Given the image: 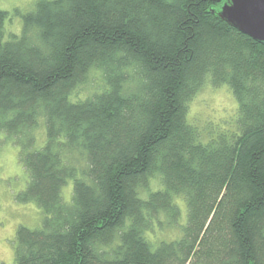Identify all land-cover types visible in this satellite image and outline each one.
I'll use <instances>...</instances> for the list:
<instances>
[{
    "label": "trees",
    "instance_id": "16d2710c",
    "mask_svg": "<svg viewBox=\"0 0 264 264\" xmlns=\"http://www.w3.org/2000/svg\"><path fill=\"white\" fill-rule=\"evenodd\" d=\"M225 1L0 8V134L28 173L17 200L45 214L20 225L10 264H264V43L214 12ZM93 71L104 85L76 96ZM208 76L238 117L203 141L188 113ZM162 215L180 236L154 240Z\"/></svg>",
    "mask_w": 264,
    "mask_h": 264
},
{
    "label": "rangeland",
    "instance_id": "374dc122",
    "mask_svg": "<svg viewBox=\"0 0 264 264\" xmlns=\"http://www.w3.org/2000/svg\"><path fill=\"white\" fill-rule=\"evenodd\" d=\"M37 0H0V8L13 13L17 9L22 12L31 11ZM9 32L20 34L23 28L21 15L13 17L7 24ZM92 78V79H91ZM91 80L82 85L76 96L85 98L103 85L100 71H93ZM238 103L229 85L214 86L208 76L205 85L197 92L189 104L188 122L199 132L204 140L215 138L221 133L236 128ZM42 124L35 130L38 137L33 149H38L46 141V129ZM28 173L20 161V145L4 133L0 134V264L14 262L16 233L20 225L38 228L42 225L45 214L35 202L23 203L16 196L23 191L28 182ZM154 181L153 185L158 186ZM73 190L71 180L64 188L65 197L69 200ZM182 208L181 223L187 220L186 204L182 197L177 198ZM162 219H166L162 215ZM165 220L164 227L157 226L154 240H171L180 236L178 225ZM162 225V224H161Z\"/></svg>",
    "mask_w": 264,
    "mask_h": 264
},
{
    "label": "water",
    "instance_id": "95a60500",
    "mask_svg": "<svg viewBox=\"0 0 264 264\" xmlns=\"http://www.w3.org/2000/svg\"><path fill=\"white\" fill-rule=\"evenodd\" d=\"M214 12L238 31L264 43V0H226Z\"/></svg>",
    "mask_w": 264,
    "mask_h": 264
}]
</instances>
